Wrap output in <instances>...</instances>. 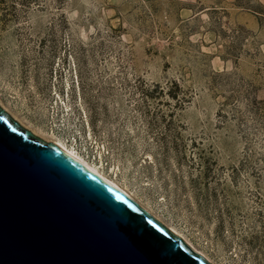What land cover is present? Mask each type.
<instances>
[{
  "label": "rangeland",
  "instance_id": "1",
  "mask_svg": "<svg viewBox=\"0 0 264 264\" xmlns=\"http://www.w3.org/2000/svg\"><path fill=\"white\" fill-rule=\"evenodd\" d=\"M263 102L264 0H0V108L210 264H264Z\"/></svg>",
  "mask_w": 264,
  "mask_h": 264
},
{
  "label": "water",
  "instance_id": "2",
  "mask_svg": "<svg viewBox=\"0 0 264 264\" xmlns=\"http://www.w3.org/2000/svg\"><path fill=\"white\" fill-rule=\"evenodd\" d=\"M0 264H210L0 108Z\"/></svg>",
  "mask_w": 264,
  "mask_h": 264
},
{
  "label": "bare ground",
  "instance_id": "3",
  "mask_svg": "<svg viewBox=\"0 0 264 264\" xmlns=\"http://www.w3.org/2000/svg\"><path fill=\"white\" fill-rule=\"evenodd\" d=\"M6 111V110H5ZM13 117V116H12ZM15 120V119H14ZM34 135H37L36 133H33ZM41 134V133H40ZM42 135V134H41ZM38 136V135H37ZM40 137V136H39ZM43 140H45L46 142H51L54 145H56L61 151H63L67 156H69L70 158L74 159L75 161H78L79 163H81L82 165H84L87 169H89L90 171H92L93 173H95L96 175H98L99 177H101L104 181L108 182L110 185H112L113 187H115L116 189L124 192L128 197H130L131 199L133 198L132 195H130L128 192H126L123 188H121L120 186H118V184L114 181H111L108 177H106L96 166L90 165L89 163H87L80 154H78L75 150H73L72 148H68L63 142L59 141V140H55L52 141L50 139L44 138V137H40ZM134 200V199H133ZM138 203V202H136ZM141 206V205H140ZM144 208V207H143ZM145 209V208H144ZM148 213L149 211L147 209H145ZM172 233H174V235L176 236H180L174 229H169ZM181 237V236H180ZM186 240V239H185ZM184 240V241H185ZM188 242V241H187ZM185 241V243L191 248V246ZM195 251V250H194ZM196 252V251H195Z\"/></svg>",
  "mask_w": 264,
  "mask_h": 264
},
{
  "label": "trees",
  "instance_id": "4",
  "mask_svg": "<svg viewBox=\"0 0 264 264\" xmlns=\"http://www.w3.org/2000/svg\"><path fill=\"white\" fill-rule=\"evenodd\" d=\"M181 88L176 82H173L172 85L168 89H164L163 87L159 86L158 84L153 85L151 89H149L148 93H145V96H149L153 99H158V97L165 95L170 100H174L176 106H182L184 102V95L180 97ZM264 103V102H263ZM174 111H170L168 116L171 118L173 116Z\"/></svg>",
  "mask_w": 264,
  "mask_h": 264
}]
</instances>
